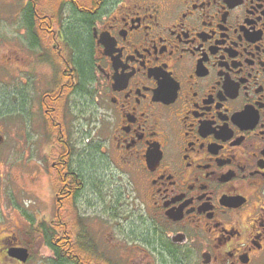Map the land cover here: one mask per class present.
<instances>
[{
	"label": "flooded vegetation",
	"instance_id": "af4514ba",
	"mask_svg": "<svg viewBox=\"0 0 264 264\" xmlns=\"http://www.w3.org/2000/svg\"><path fill=\"white\" fill-rule=\"evenodd\" d=\"M68 2L63 26L36 4V47L15 38L37 72L24 69L21 53L2 50L10 43L4 28L16 21L25 30V9L31 3L35 11V1L11 14L8 5L0 10V264H36V210L34 217L14 204L4 180L14 182L11 171L19 166L8 163L12 144L24 161L36 155V122L54 157L59 219L47 225L56 248L73 247L62 220L71 218L69 209L76 213L92 178L87 170L97 166L68 142L62 121L72 103L90 101L105 135L96 153L104 180L115 185L114 175L124 176L139 216L130 241L177 264H264V0ZM73 15L89 26L85 74L63 32ZM41 68L50 76L43 88ZM113 202L118 215L121 203ZM8 209L26 218L27 239L10 226ZM80 221L75 245L87 240ZM154 236L164 243H152Z\"/></svg>",
	"mask_w": 264,
	"mask_h": 264
},
{
	"label": "rangeland",
	"instance_id": "374dc122",
	"mask_svg": "<svg viewBox=\"0 0 264 264\" xmlns=\"http://www.w3.org/2000/svg\"><path fill=\"white\" fill-rule=\"evenodd\" d=\"M29 0H0V10L4 9L8 5V11L11 14L12 11L17 10V5H22ZM57 0H35L39 7V14L49 16L53 13L52 4ZM6 9V8H5ZM3 35L10 43H7L2 49L6 54L14 53L15 51L21 53L25 59L24 69L29 71L34 66L36 71V60L31 54L24 53L23 46L15 38H20V41H27L25 30L18 29L16 21L12 23L9 21L7 27L4 28ZM12 39V40H11ZM26 51V50H25ZM39 77L37 76L38 87L43 88V84H47L49 81V72L44 69H39ZM37 72V71H36ZM43 83V84H42ZM40 84V85H39ZM42 92L36 90V105L38 106L39 95ZM38 97V99H37ZM72 112H67V117L62 121V130L65 136L68 137V142L74 147L77 152L82 150L87 151L88 155H85L86 162L88 164L94 163L97 166L95 169L89 167L87 172L91 175V179L87 182L85 192L81 194L80 198L76 201V208L74 211L69 209L71 213H68L71 218H63L62 223H66L68 231L71 233L73 244L75 238L79 236L80 228H78L75 222H79V214L83 215L80 223L84 225L86 232V241H92L96 247V252L101 257L97 264H172L171 260H167L164 257L159 256L153 252L152 249H145L143 246H139V242L135 243L130 241L128 237L131 236V231H139L138 225L135 222H139L138 215L133 214L135 206L131 205L130 193L127 183L124 181V176L121 174L115 176V185L110 184L108 180V173H105L100 169V162L96 158V153L102 149L99 143L105 142V135L101 129V121L96 116L95 106L91 101L88 105H75L72 103ZM95 114V115H94ZM37 119H40L36 113ZM39 123L36 122V155H32L28 162V159L24 161L20 156V148L18 145L12 144L10 146L12 156L10 158L9 166L18 163L16 170L11 171V181L9 178H5V184L8 187V192L13 195L15 199L14 204L24 205L26 212L34 216L36 214V264H55L53 263V257L51 252L44 246L38 236V226L41 223H50L51 221L58 220V214L56 215V208L58 205L55 202L54 194L57 186L53 182V177L50 168L54 161V157L51 152L52 142L44 140ZM12 142L10 141V144ZM30 145V148H32ZM54 151V150H53ZM55 152H53L54 155ZM29 154L26 153L25 157ZM55 156V155H54ZM28 166H23V164ZM21 163V164H20ZM97 182L104 185L103 190H99V193L94 190L93 182ZM4 182V181H3ZM98 185V186H99ZM106 185V187H105ZM120 198V207L118 219L113 220L111 213H106L114 205L111 203L115 201L117 203L118 197ZM10 226L18 225L22 228V231L26 234L29 231L28 222L26 218H23L17 213H13V210L8 209ZM79 211V214L77 212ZM130 212V214H128ZM76 214V215H75ZM67 215V213H66ZM135 215V217H134ZM56 216V217H55ZM68 216V215H67ZM79 220V221H78ZM75 224V225H74ZM76 226V227H75ZM140 226V225H139ZM82 227V226H81ZM27 239V234L25 235ZM86 241L84 242L86 244ZM75 245V244H74ZM138 247L145 249V252L138 253ZM148 250V251H147ZM149 255V256H147ZM147 256V257H145ZM82 259V258H81Z\"/></svg>",
	"mask_w": 264,
	"mask_h": 264
},
{
	"label": "trees",
	"instance_id": "16d2710c",
	"mask_svg": "<svg viewBox=\"0 0 264 264\" xmlns=\"http://www.w3.org/2000/svg\"><path fill=\"white\" fill-rule=\"evenodd\" d=\"M35 1V0H33ZM71 2V1H70ZM37 2H35V11H33L32 4L30 3L26 9H25V33L26 37L31 39V43L27 45L28 48L33 49L32 47H36V13L38 7L36 6ZM69 4L68 0H57L52 4L53 13L51 15L53 16V19L56 22V25L63 26L64 22H61V12L64 10L63 7ZM37 7V8H36ZM72 22L68 26V30L63 31L64 35L66 37H69L71 40V46L74 50V56L77 60L76 63L79 64L81 67V70L85 73H88L89 69H91V60H90V47L88 42V32H89V26L86 23V20L80 16V15H73L72 16ZM74 21V22H73ZM87 35V39H86ZM76 51V52H75ZM87 61V62H86ZM88 63V64H87ZM93 167V166H92ZM91 168V167H90ZM95 169V167H93ZM98 180L94 181L93 185H96ZM118 202V201H117ZM119 203V202H118ZM116 209L113 208L111 211L112 219H118L120 217H116L119 215H115L113 211ZM59 221H57V227L59 232H62L64 229L62 225L58 224ZM80 225V224H79ZM79 225L77 227H79ZM38 236L44 246L48 248V250H52L55 252V258H53V263L55 264H97L100 262L98 258L101 256L98 255V252H96V247L93 245L92 241H86L85 243H80L77 245L73 244V247L71 249L66 248H59L54 246V237L53 234H50L51 229L49 228V225L47 223H41L38 226ZM59 237V235H57ZM80 238V236H78ZM77 238V239H78ZM131 241H136L135 239H131ZM152 243L157 244H163L164 241L159 240L157 241V238L154 236L152 237ZM136 242H139L137 240ZM162 247V246H161ZM82 258V259H81ZM172 264H177L173 259H171ZM110 264V263H107Z\"/></svg>",
	"mask_w": 264,
	"mask_h": 264
},
{
	"label": "water",
	"instance_id": "95a60500",
	"mask_svg": "<svg viewBox=\"0 0 264 264\" xmlns=\"http://www.w3.org/2000/svg\"><path fill=\"white\" fill-rule=\"evenodd\" d=\"M12 256L16 257L19 260H23V261H25L27 259L26 252H21V253L15 252L12 254Z\"/></svg>",
	"mask_w": 264,
	"mask_h": 264
}]
</instances>
